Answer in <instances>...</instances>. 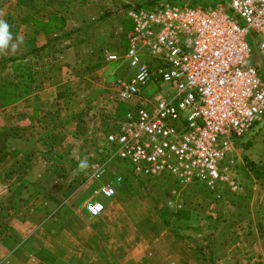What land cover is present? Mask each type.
<instances>
[{"label":"crops","instance_id":"1","mask_svg":"<svg viewBox=\"0 0 264 264\" xmlns=\"http://www.w3.org/2000/svg\"><path fill=\"white\" fill-rule=\"evenodd\" d=\"M124 1L0 0V25L8 26L7 32L0 30V58L44 44L45 35L23 19L45 22L63 10L75 22L87 21ZM94 42L64 49L53 60L41 57L43 66L28 71L32 61L25 60L15 73L23 97L0 109V264H155L168 258L174 246L179 249L180 240L163 221L131 217L127 210L133 199L122 183H113L114 199L96 195L95 201H106L105 208L90 216L85 209L88 175L66 167L85 154V147L78 157L73 151L78 153L96 113L111 112L116 87L106 82L127 77L119 65L104 66L92 56L98 46L110 48L105 38ZM107 68L113 69L110 79ZM0 72L13 74L10 64L0 66ZM135 180L137 190L149 192L151 184ZM249 196L234 203L235 213L225 215L214 236L223 264H264V180L254 183ZM149 225L152 231L146 236L137 232ZM182 262L179 256L175 264Z\"/></svg>","mask_w":264,"mask_h":264},{"label":"built area","instance_id":"2","mask_svg":"<svg viewBox=\"0 0 264 264\" xmlns=\"http://www.w3.org/2000/svg\"><path fill=\"white\" fill-rule=\"evenodd\" d=\"M128 16L125 48L105 57L127 76L118 77L111 103L117 129L106 135L87 180H101L121 161L135 178L172 179L175 197L194 182L234 191L229 174L239 161L237 142L264 116V0L162 2ZM248 37L259 58L254 64ZM152 84L159 93L144 96ZM121 181L103 183L100 195L113 199V183ZM104 208L100 201L85 204L92 217Z\"/></svg>","mask_w":264,"mask_h":264},{"label":"rangeland","instance_id":"3","mask_svg":"<svg viewBox=\"0 0 264 264\" xmlns=\"http://www.w3.org/2000/svg\"><path fill=\"white\" fill-rule=\"evenodd\" d=\"M147 1L149 0H125L124 2H121L120 7L118 6L119 10H117V13H115V15L111 17V20L109 21L108 19L107 22L98 25V27L95 29L94 39L99 38L100 40H102V38H105L108 45L110 46V48L108 49H106V47H102L104 50L102 51V61L104 66H107V63H105L104 59L105 56L122 50V41H120L121 38L119 36L123 30L124 24L129 21L128 12L130 10L125 13L121 8V5L127 4L130 5V7L133 9L138 5L145 4ZM194 1L201 4L209 0H185L183 3L191 4ZM116 8L117 7H113L111 9ZM91 19H89L88 21H90ZM247 42L252 47V62L254 64L259 60L256 55L257 52L253 51V48L255 49L254 41L253 39L248 37ZM97 48H99V46ZM112 71L113 69L110 68H107V70L105 71V74L109 77V79L110 77H112ZM106 83L112 84L111 86H113V88L117 86L116 82L114 81ZM143 93L144 96L152 98L157 93H159V89L156 84H152L147 86L145 90H143ZM120 109L122 108L120 107ZM92 122H94V118ZM104 136L99 137V142L97 141L95 147L89 145L87 149H85V154H83L82 157L78 159L80 163L78 164V166H75V168H78L77 170L79 174L81 173L80 175H83V177L89 175V167L91 164L87 165L89 164L87 162L90 160L94 162L101 159L102 150L104 148ZM247 143H251L250 148H243ZM237 145L240 149L239 161L233 167L231 173L229 174L230 181L235 184L236 189L232 191L229 186L225 185L227 188L225 189L224 186L221 190L223 194L222 199L220 200V204H213L210 200L205 199L202 193H194L190 192V190V193L188 192V194H185L184 192L182 194H179L178 197H175L174 195L169 193L168 190L170 186H174L172 185L173 183L169 181L170 179L161 177L152 181L138 179V185L151 184L152 186H150L151 189L149 190V192H147V190L145 189H143L144 191L137 190L136 187L133 186V184H135L136 182L135 178L131 176L130 169L127 166H124L121 161H116V163L110 165V168L108 169L106 175L99 182L101 185L94 184V186L91 188L93 182H89L88 180H86V182L90 183L87 184L91 186L90 188L86 189L85 202L87 203L89 201H93L96 195H100V187L103 185V183L110 182L115 177L120 176L122 178V181L120 183L124 184L128 188V197L133 199L131 201L130 209L127 210L128 212H131V217L135 218L136 220H139L142 217L150 218L151 216L152 219L158 218L161 221L167 223V225L164 224L167 228L166 230L169 233L173 234L176 239H178V236L192 238V240H189L188 243L180 240L178 244L179 249L174 246L171 250V253L168 252V258H160L158 262L154 260L155 264H175V261H177V258L179 256L183 261L182 264H212V262L207 259V256L204 253L205 251H202V249H199V247H206L211 249L213 253V264H223L221 262V258H218L215 252L220 244L219 242L216 243L214 241V236L215 234H217V232H220L219 229L222 228V223L226 222L225 215H227L228 213H235V211L233 210L234 203H244V200L247 201L248 197H250L249 195L252 194L254 183L260 181L255 179L250 171H247L245 163H243L242 159L246 157L248 161L254 163L255 165H264V116L251 129V131L248 132V134H246L237 142ZM78 153L76 150L73 151V154H76L77 157L80 156V153L82 152L78 151ZM227 159L228 157L225 158V163ZM66 167L68 169L69 164H66ZM123 178L124 182H126L127 184L123 183ZM130 182L132 184H130ZM170 201L172 202V205L168 206V202ZM104 202L106 201L103 200L102 203ZM178 205H180L181 207L178 208ZM218 220L219 222H217ZM138 229L140 232H137L145 236L152 231L150 225L147 226V228H145L144 230L143 227ZM193 239L194 241H196V243L193 242ZM214 243H216L217 245H214ZM181 247L182 249H180ZM136 249L137 250H135V253L138 256L140 253H142L140 252L141 248L140 246H137ZM174 254L177 255V258L173 257ZM224 264L226 263L224 262Z\"/></svg>","mask_w":264,"mask_h":264},{"label":"trees","instance_id":"4","mask_svg":"<svg viewBox=\"0 0 264 264\" xmlns=\"http://www.w3.org/2000/svg\"><path fill=\"white\" fill-rule=\"evenodd\" d=\"M185 0H149L143 5H138L134 8H148L152 7L156 4L167 2L171 4H178L183 5ZM219 0H209L205 1L204 3H197L196 1L192 2L190 5H201L203 7L212 6L216 4ZM118 6L120 7V4L114 6L117 7L116 9H108L104 11L102 14L97 15L96 18H92L90 21H79L75 22L73 21L66 11L58 10L55 14L49 16L47 21H40L37 19H23V22H32V25L34 26L35 30H40L46 37L44 44L41 46L30 50L28 52L21 53L19 55H12L0 58V66L3 65H9L11 67V70L13 72L12 76L7 74H1L0 72V109H4L7 106H10L16 102H18L23 97V86L22 83L17 80V75H15L16 72L20 68L24 67L23 62L32 61L31 67H27V71L29 68H39L43 66V62L40 59L41 57H48L49 60L55 58L58 53H60L64 49H68L72 46H81V45H94V37H95V29L100 24H104L105 22L111 20V17L117 13V10H119ZM121 8L124 10L125 13L127 11L131 10L132 8L130 5L122 4ZM122 10V11H123ZM131 29V23L130 21H127L124 24L123 30L120 33V41H122V47L121 49L125 48V35L126 33ZM35 31V32H36ZM91 45H89L90 47ZM102 51L103 48L99 47L96 48L95 52L92 54L96 56V58L100 61H102ZM25 63V62H24ZM26 70V68L24 69ZM30 73L28 74V77L30 78ZM114 115L111 114L108 111H98L94 117V122H92L91 130L89 132L83 133V140L82 143L79 144L78 151L83 150V148H87V146H96L97 141L99 142V137L104 136L105 137L108 133L113 132L115 129H117V125L115 123ZM106 133V134H105ZM251 143H247L243 148L248 149L250 148ZM243 163H245V167L247 168V171H250L252 176L257 180L264 179V165H255L254 163L247 160L246 157L243 159ZM79 160H69L67 164L70 165V168H75V166H78ZM87 165L92 164L93 162L90 160L88 161ZM124 166H127L123 163ZM122 165V166H123ZM78 169V168H76ZM131 176L132 173H131ZM169 179V178H165ZM124 181V178H123ZM174 186H170L169 193L171 192V189L177 188L175 186V183L172 179H170ZM126 183V182H125ZM127 184V183H126ZM225 185L217 184L216 187L211 190L207 188L205 185L194 182L188 187V192H200L203 194V197L205 199L210 200L213 204H220V200L222 199L221 192L222 188ZM227 187L225 186V189ZM188 192H185V194H188ZM189 192V193H190ZM184 192H181V194ZM219 222V220L217 221ZM216 222V224H217ZM164 224L167 225V223L164 222ZM178 239L181 241L189 242V240H192L191 237H180L178 236ZM193 242L196 243V241ZM199 249H202V251H205L204 253L207 256V259L210 260L213 264V253L211 249L206 247H199Z\"/></svg>","mask_w":264,"mask_h":264},{"label":"clouds","instance_id":"5","mask_svg":"<svg viewBox=\"0 0 264 264\" xmlns=\"http://www.w3.org/2000/svg\"><path fill=\"white\" fill-rule=\"evenodd\" d=\"M7 28H8L7 24L0 25V30H3L4 32H7Z\"/></svg>","mask_w":264,"mask_h":264}]
</instances>
